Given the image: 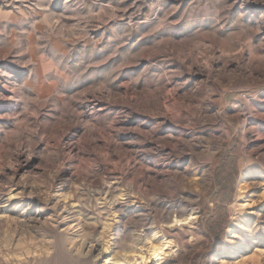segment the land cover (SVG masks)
<instances>
[{
	"label": "rangeland",
	"instance_id": "rangeland-1",
	"mask_svg": "<svg viewBox=\"0 0 264 264\" xmlns=\"http://www.w3.org/2000/svg\"><path fill=\"white\" fill-rule=\"evenodd\" d=\"M161 237L264 264V0H0V264Z\"/></svg>",
	"mask_w": 264,
	"mask_h": 264
},
{
	"label": "bare ground",
	"instance_id": "bare-ground-1",
	"mask_svg": "<svg viewBox=\"0 0 264 264\" xmlns=\"http://www.w3.org/2000/svg\"><path fill=\"white\" fill-rule=\"evenodd\" d=\"M193 219L194 215L192 214L184 218L174 217L172 220V225L181 226L185 224H190ZM161 238L162 239L159 243L150 244L147 250L148 254L146 256H139V258H136L132 264H148L152 261H154L155 264H158L165 256H167L170 252L174 251L171 241L166 237ZM222 262L223 261H217V264H222ZM126 263H128L127 260Z\"/></svg>",
	"mask_w": 264,
	"mask_h": 264
}]
</instances>
